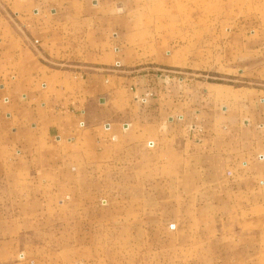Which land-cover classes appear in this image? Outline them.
Returning a JSON list of instances; mask_svg holds the SVG:
<instances>
[{"label":"crops","instance_id":"crops-1","mask_svg":"<svg viewBox=\"0 0 264 264\" xmlns=\"http://www.w3.org/2000/svg\"><path fill=\"white\" fill-rule=\"evenodd\" d=\"M113 4L0 0V264H59L61 235L77 252L99 169L124 184L218 174L264 222V90L207 82L170 50L145 55ZM109 217L87 213L86 237Z\"/></svg>","mask_w":264,"mask_h":264},{"label":"rangeland","instance_id":"rangeland-1","mask_svg":"<svg viewBox=\"0 0 264 264\" xmlns=\"http://www.w3.org/2000/svg\"><path fill=\"white\" fill-rule=\"evenodd\" d=\"M113 7L129 25L120 32L132 34L145 55L170 50L207 82L264 90V0H114ZM258 68L262 78L248 74ZM134 178L124 184L117 173H89V197L78 206L77 252L61 235L56 246L63 249L52 262L264 264V222L219 190L218 174ZM87 213L110 216L102 226L92 222L89 237Z\"/></svg>","mask_w":264,"mask_h":264},{"label":"built area","instance_id":"built-area-1","mask_svg":"<svg viewBox=\"0 0 264 264\" xmlns=\"http://www.w3.org/2000/svg\"><path fill=\"white\" fill-rule=\"evenodd\" d=\"M113 51H114L115 53H117V52H119V48L115 46V47L113 48ZM115 66H119V62H118V61L115 62ZM4 101H7V99L5 98ZM257 159L260 160V161H262V160L264 159V157H263V155H258V156H257ZM243 166H245V164H243ZM227 176H232V173H231V172H227ZM103 201H104V200H103ZM19 257L22 258V257H23V254H20Z\"/></svg>","mask_w":264,"mask_h":264}]
</instances>
